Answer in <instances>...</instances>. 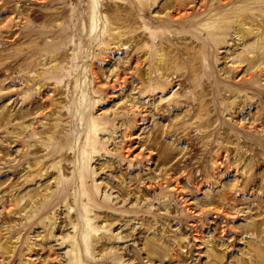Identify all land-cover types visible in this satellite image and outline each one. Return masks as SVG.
<instances>
[{
    "label": "rangeland",
    "instance_id": "374dc122",
    "mask_svg": "<svg viewBox=\"0 0 264 264\" xmlns=\"http://www.w3.org/2000/svg\"><path fill=\"white\" fill-rule=\"evenodd\" d=\"M88 3L0 0V264H264V70L241 61L264 48L234 30L232 12L247 4V26L264 29V0H198L183 11L201 10L197 22L153 25L177 35L166 40L181 59L153 94L140 73L155 55L142 52L138 68L133 38L109 49L100 29L90 38ZM54 4L62 28L45 39L61 45L31 57L35 36L21 31L44 28L33 11ZM224 10L212 38L204 27ZM190 65L193 80L179 77Z\"/></svg>",
    "mask_w": 264,
    "mask_h": 264
},
{
    "label": "bare ground",
    "instance_id": "6f19581e",
    "mask_svg": "<svg viewBox=\"0 0 264 264\" xmlns=\"http://www.w3.org/2000/svg\"><path fill=\"white\" fill-rule=\"evenodd\" d=\"M50 1L56 2L58 0H50ZM233 1L234 0H211V5L212 3L216 5L218 2L219 3L217 5L218 8H224L229 3L231 2L233 3ZM192 2H198V0H127V1L89 0L88 4L92 6V4L94 3V6H93L92 14H90L89 16V18H91L92 28L89 30L88 34L90 38H94L96 37L97 32H99V29H100V31L103 32V34L101 38H97V37L96 38L100 41V45H102V47L108 46L107 49H109L111 45H113L112 48H121L122 46H126L127 42H125V40L126 39L129 40L133 38L136 41L137 47H138L136 54L133 56L134 60H136L138 64V68H140L142 64L141 63L143 61L142 56L144 54L145 56L148 53L151 55H155L154 63L152 61H151V64L147 63L150 68L147 66L148 68L145 69L146 72L143 74L140 73V76L142 77L140 92L143 94H153L156 91L161 92L162 91L161 89L163 87H166L168 84H171V81H169V77H170L169 72L172 69L176 70L178 68L177 66L178 63L181 60L179 58L180 53L173 54V50L169 48L170 44H168L166 40L170 38V36H173V38H177V35L167 32L166 30H164V28L160 30H156L155 32L151 31L150 29L153 25L170 27L172 25H175L176 23L185 24L188 21H191V23L197 22L198 19L202 15L201 10L197 11L193 17H188V18L186 15L187 13L183 12L184 9H186V7H189L190 6L189 4ZM112 4L115 6V8H112L113 6ZM209 4H210V0L208 1L201 0V3L199 4V6L200 8L205 7V9H208ZM152 7H153L152 12L153 11L157 12L161 9L162 11L166 9H170V10L166 13L164 17L158 16L157 18H155L153 17L152 12H150ZM53 8L54 9L62 8V5L57 6L54 4L52 6V11L50 12L45 11L43 8L33 11V14L35 15L36 19L38 20L42 19L43 20L42 22L46 23L44 28H41L40 26L25 24L24 29L22 31L20 30L21 34H24L27 36H35V38L31 40L28 47H26L33 52L31 54V57L32 55L34 57V55L38 54L37 50L41 48L40 46H42V48L46 50H49L53 47H57L61 45L59 43L56 44V43L49 42L45 39L47 35H52L59 28H62V26L52 27V24L50 21H52L53 16H54ZM248 10H249V7L247 4H239L232 8V12L237 13L235 21L237 22L239 26V27H236L234 30L239 35L242 34L243 37L249 34H255L256 36L258 35V38L256 40V43L258 45L257 49L258 48L263 49L264 48V41H263L264 29L259 24H257L256 26L254 25H250L249 27L247 26V24H251L252 22H254L253 19L249 20L250 12ZM209 11H212V10H209ZM226 12L227 10L220 11L216 14V15L220 14V16L218 17L211 16L208 18L209 26L204 27V28L206 32L212 38L216 36L218 32V29L214 31V29L212 28V25H214V23L222 22V28H220L221 35H223V33L225 32V29L228 26L227 23L230 21V20L229 21L227 20V16H224ZM25 14H29V13L22 11V15H25ZM148 17L150 19V22H148L147 24L145 23V25H143V22L146 21L144 19ZM66 20H67L66 22H68L71 19L70 17H68ZM10 25H11V22L5 24V27H10ZM102 25L103 27L100 28ZM14 32L15 31L11 30V35H13ZM190 32H195V31L190 30ZM150 40H154V42L157 43L158 46L156 48H153L152 45L147 44ZM21 49L23 51L25 50V47H22ZM22 51L20 54H18L17 58L19 57L25 61V58L27 56L25 57V54ZM142 52H144L143 55H141ZM104 53L106 56H108L107 51H104ZM187 54H189V52H187ZM8 57H12V56H8ZM27 59H30V58H27ZM241 59H242L241 61L248 60L252 68L257 67L258 69V67H260V71L264 70V67L262 66L264 64V51L262 52L258 51L257 55H254L252 57H249V56L243 57ZM34 61L35 63L30 61V62H27V64L29 66H35L37 64V61L36 60ZM25 63L23 64L25 65ZM153 68L155 71H158L160 73L158 78H154L152 76ZM187 68H188L187 71L184 70L182 73L178 74V76L188 78V80L192 81L193 73L195 72L196 69L193 65H190ZM36 72L37 74L34 76L35 78L38 77V74H42L41 71L39 72L36 71ZM95 78L96 79L99 78L98 72H96ZM119 79L123 82L124 81L123 79L125 78L120 77ZM43 84L44 83H42L41 85ZM136 103L137 102L133 103L132 105H135ZM5 117L8 120L7 124L12 122L11 120L12 118L10 114L8 115L7 113ZM259 118H263V116L261 115ZM57 125L55 124V126ZM26 128L27 126L25 124L17 123L14 126L12 125V127L9 129V132L12 134L15 133V135L19 137L21 134L25 132ZM21 184L22 183H20L19 185ZM38 194L39 192L37 191L31 192L30 197L35 198ZM23 199L24 197L19 198L18 204H20V202ZM0 247L5 249V251H9L8 247H6L4 244H0ZM158 250H159V247L157 246L153 247L154 253L155 252L158 253L159 252Z\"/></svg>",
    "mask_w": 264,
    "mask_h": 264
}]
</instances>
